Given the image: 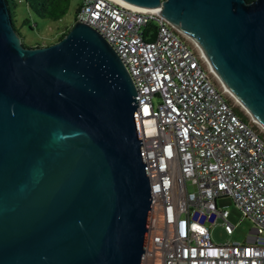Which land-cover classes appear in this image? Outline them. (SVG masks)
<instances>
[{
    "label": "water",
    "instance_id": "obj_1",
    "mask_svg": "<svg viewBox=\"0 0 264 264\" xmlns=\"http://www.w3.org/2000/svg\"><path fill=\"white\" fill-rule=\"evenodd\" d=\"M186 35L264 132V0H112ZM134 82L75 20L22 42L0 0V264H143L152 190Z\"/></svg>",
    "mask_w": 264,
    "mask_h": 264
},
{
    "label": "built area",
    "instance_id": "obj_2",
    "mask_svg": "<svg viewBox=\"0 0 264 264\" xmlns=\"http://www.w3.org/2000/svg\"><path fill=\"white\" fill-rule=\"evenodd\" d=\"M76 20L105 37L136 87L152 190L143 264H264L263 132L221 93L195 44L158 14L84 0ZM225 197L253 221L243 242L211 237L212 224L235 228Z\"/></svg>",
    "mask_w": 264,
    "mask_h": 264
},
{
    "label": "rangeland",
    "instance_id": "obj_3",
    "mask_svg": "<svg viewBox=\"0 0 264 264\" xmlns=\"http://www.w3.org/2000/svg\"><path fill=\"white\" fill-rule=\"evenodd\" d=\"M83 1L84 0H71L67 13L60 19L54 20L36 15L30 10L24 0H17L14 21L16 27L22 34V40L29 46H35L36 43L46 45L49 42L58 40L60 34H62L65 29L71 28L76 20L78 7ZM236 110L248 118L237 106ZM190 188L192 189L191 186ZM219 203L229 208V219L235 224V228L232 233H228L221 223L212 224L209 226L212 239L217 243L245 241L247 234L253 226V221L243 215L231 197L221 198Z\"/></svg>",
    "mask_w": 264,
    "mask_h": 264
},
{
    "label": "trees",
    "instance_id": "obj_4",
    "mask_svg": "<svg viewBox=\"0 0 264 264\" xmlns=\"http://www.w3.org/2000/svg\"><path fill=\"white\" fill-rule=\"evenodd\" d=\"M24 1L27 4V6L30 8V10H32L36 15L43 17V18H51V19L57 20L63 17L67 13L71 0H24ZM248 1H251V0H248ZM7 2L12 12V15L14 17L15 9L17 6V0H7ZM80 6L78 7V9L80 8ZM154 27H155V24L153 22H150L148 24L147 30H150ZM16 29L21 35V38L23 39L22 34L20 33L17 27ZM68 30L69 28L65 29V31L62 34H60L59 38L63 37ZM22 42L25 44L23 40ZM36 45H41V43H36ZM236 111L244 119H248L244 115H242L238 110Z\"/></svg>",
    "mask_w": 264,
    "mask_h": 264
}]
</instances>
